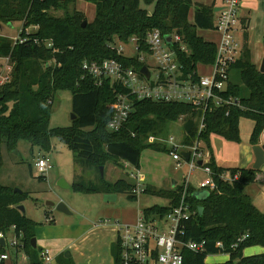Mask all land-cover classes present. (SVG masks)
Listing matches in <instances>:
<instances>
[{
  "label": "trees",
  "instance_id": "trees-1",
  "mask_svg": "<svg viewBox=\"0 0 264 264\" xmlns=\"http://www.w3.org/2000/svg\"><path fill=\"white\" fill-rule=\"evenodd\" d=\"M78 1L94 6L92 21H87L86 15L73 7ZM141 2L153 4L150 14L140 8ZM70 5L73 6L68 10ZM191 8L192 21L189 20ZM60 9H65L61 16L50 14L51 10ZM214 10V3L193 0H0V21L23 22L14 44L0 39V58L7 59L11 67L7 81L0 83V145L13 150L25 141L31 148L48 152L51 139L56 138L68 145L73 163L82 173H97L96 178L86 182L81 174L71 185L74 191L122 194L127 199H136L135 184L121 179L110 183L100 176L99 168L106 162L122 168L126 162L137 169L144 148L167 152L163 144L147 143L148 137L166 136L171 124L180 119L183 123L194 121L202 113L180 103L134 101L126 124L119 131L110 132L106 127L113 114L114 91L108 82L95 86L82 72L81 65L84 61L115 59L138 70L143 63L137 57L127 59L118 55L114 42L128 43L134 38L139 51L146 54L147 34L158 30L162 36L175 33L181 37L186 52L175 48L176 54L184 75H192L196 65L212 64L215 59V44L197 33L213 29ZM29 26L36 29L26 31ZM241 27L242 48L239 57L229 66L227 90L222 94L224 98L237 99L238 104L205 111L204 128L197 132L195 125L188 134L183 132L184 145L190 146L198 138L210 150V135L238 143L241 118L253 122L250 144L258 143L264 129V72L251 62L246 20H241ZM234 72L238 73V83L230 79ZM59 90L70 91L75 119L69 127L51 128L53 97ZM209 153L207 165L214 189L200 201L192 196L194 189L189 187L185 202L191 216L183 222L181 237L183 241L203 242V250L184 251L183 264H205L207 256L217 254L229 256L228 261L219 264H264V253L242 256L245 248H264V214L244 193L255 182L259 170L218 167ZM236 173L238 180L230 183L220 178L222 174ZM142 192L168 200L166 206L143 209L141 214L149 219L162 217L176 206L181 188L163 190L146 186ZM27 197L26 192L15 193L0 185V233L5 235L13 227V233L22 238L28 263L39 264L42 250L31 247L36 224L17 210ZM245 235L246 238L239 240ZM217 243L222 247H217ZM110 253L113 264H118V244L111 245ZM56 264L74 263L60 256Z\"/></svg>",
  "mask_w": 264,
  "mask_h": 264
},
{
  "label": "rangeland",
  "instance_id": "rangeland-1",
  "mask_svg": "<svg viewBox=\"0 0 264 264\" xmlns=\"http://www.w3.org/2000/svg\"><path fill=\"white\" fill-rule=\"evenodd\" d=\"M195 1L209 3L205 0H194V2ZM72 6L73 5H70L68 10H70ZM76 6L79 7L78 9L84 7L82 12L86 15L87 21L93 19V5L85 2H78L76 3ZM140 8L146 10L147 13L150 14L153 10V4L145 5L141 2ZM64 10L65 9L51 10L50 14L53 16H61L64 13ZM189 17L190 21H192L193 8H191ZM22 29L23 22H15L11 20L0 21V39H6L14 44ZM35 29V26H29L26 28V31H33ZM240 32L241 31L237 32V36H240ZM198 34L206 40L216 42V33L211 32L210 30H198ZM114 46L122 47L125 56L130 57L136 54L134 51L135 43L132 41L127 45H122L118 41H115ZM145 60L146 63L154 69L153 59L150 56H146ZM10 68L8 60L0 58V82L7 81ZM152 75H154V70L152 71ZM230 79L233 83H238V73H232ZM71 108L70 91H57L53 97L49 127L57 128L71 126ZM182 125V120L178 123L171 124L166 136L164 134V136H155V138L165 139L171 135L175 138L176 142H179L182 139L184 132ZM251 128L252 123L249 120L241 118L238 122V143L226 140L217 135H211L209 136L210 150L206 149L204 143L201 144V146L203 148L205 147L204 149L207 150L209 158L210 151L213 157L223 165H237L242 162L245 157V150L243 149L245 145L244 142L248 145L250 144ZM260 135L264 136L263 133ZM50 143L51 148L48 152H43L36 147L31 148V146L25 141L19 142L17 147L13 150H8L4 144L0 145V185L12 189L13 191L19 190L28 194V197L22 203V206L25 210V216L36 224L34 239L38 242L42 241L45 246L51 249L54 256L60 255L61 252L68 251L75 259V253L79 252L83 256L82 260L88 264L92 262L93 258L98 253V244L103 240L100 239V237L103 236L104 238L105 235H100L102 233L100 230H93L92 233L84 236L80 241H77L80 232L86 229L85 227L94 228L100 221L106 219L108 222L100 223L108 226L104 227V231L110 235L109 225L114 222V218H118V220L121 221L127 219L129 221H125V224H132L139 216V211L154 205L165 206L166 204V200L163 198L143 193L142 190L146 186L163 190L171 188L173 181H177L178 184H180L188 172L185 163H182L180 168H176V165L168 152L156 151L152 148H144L141 151L139 166L137 169H127L124 166L121 168L111 162H106L103 167V178L106 181L113 182L121 179L135 184V188L137 189L136 199L130 200L127 199L125 195L119 194L114 201L104 202L102 195L83 194L74 191L71 188L72 183L81 174L83 180L86 182L96 178L97 173L93 171L82 173L73 163L72 152L69 150L67 144L56 138L51 139ZM41 157L48 159V162L51 165V169L47 172L44 180H39V175L36 173L34 167L36 159ZM246 167L250 166L246 165ZM126 170H128V172ZM262 172H264V164ZM129 173H136L137 178L130 177ZM206 178L207 175L200 169H197L188 177V182L193 187H196ZM60 180L68 185L69 188L60 187L58 185ZM246 193L253 196L252 199L255 201L257 194H262L263 198L264 182L251 185L246 190ZM59 202L66 206L71 215H65L56 211L55 205ZM47 203H53L54 206H49ZM47 218L53 221L49 222ZM9 233L11 232L8 231L5 236H8ZM8 252L11 257H14L11 248H8ZM213 257H217L218 259L226 258L225 255H216L209 256L208 259ZM17 264H27L24 251H20L17 254ZM105 264L107 263L105 262Z\"/></svg>",
  "mask_w": 264,
  "mask_h": 264
},
{
  "label": "built area",
  "instance_id": "built-area-1",
  "mask_svg": "<svg viewBox=\"0 0 264 264\" xmlns=\"http://www.w3.org/2000/svg\"><path fill=\"white\" fill-rule=\"evenodd\" d=\"M239 5L240 0H223L221 8L215 13L211 30L219 34L218 43L215 44V59L212 64L196 65L192 75H184L176 54L175 48L179 51L185 50L181 37L173 33L169 35L170 44H167L164 39L166 35L162 36L158 30L147 34L145 43L148 53L146 54L139 51L134 38L128 41V43L130 41L135 43L134 56H125L122 47L114 46L116 53L124 58L137 57V61L143 63L141 67H146L149 73L148 78L139 73L141 67L136 70L135 67L128 66L119 60L84 61L81 70L91 78L93 84L100 87L108 82L114 91L113 114L106 129L110 132L119 131L133 111L134 101L180 103L193 107L202 113L193 121V126L197 125V132L204 128L203 113L205 111L237 105V99L224 98L222 94L227 90L229 66L239 57L242 48L241 39L237 36V32L241 31ZM47 47H51V44L48 43ZM146 56L153 59L154 69L146 63ZM153 70L154 75H152ZM203 70L205 72H202ZM147 143L164 144L176 168H180L182 163H185L188 172L179 184L181 192L178 204L164 216L146 219L140 214L133 224L116 223L115 243L119 246L118 264H183L184 251L197 253L203 250V242L183 241L181 237L183 222L191 216V209L185 202L189 187H192L194 192L203 190L208 192L214 189L211 170L207 165L209 154L205 147L201 146L203 142L198 138L190 146L184 145L181 140L176 142L171 135L165 139L150 136L147 138ZM182 152L188 153L187 160L182 157ZM198 161H201L200 166L197 165ZM123 166L131 168L126 162H123ZM34 167L39 176L45 177L51 169L45 157L37 158ZM197 169L206 174L207 178L193 187L188 182V177ZM134 174L129 173V176L136 179L137 174ZM238 177V173L220 176L229 183L238 180ZM133 192L137 194V189L135 188ZM10 232L12 237L9 240L0 233V239L4 241L3 246L0 245V264H7L10 261L8 248L14 252L23 250L21 236L13 233V227ZM246 237L245 235L239 240ZM216 246L222 247L220 243ZM232 247L234 248L235 245ZM39 258V264H56L54 257L47 250L42 251Z\"/></svg>",
  "mask_w": 264,
  "mask_h": 264
},
{
  "label": "crops",
  "instance_id": "crops-1",
  "mask_svg": "<svg viewBox=\"0 0 264 264\" xmlns=\"http://www.w3.org/2000/svg\"><path fill=\"white\" fill-rule=\"evenodd\" d=\"M205 1H208L209 3H206V2H202V3L208 4V5L214 3L215 9H218V10L221 8L222 3H223V0H205ZM78 2H81V1H78ZM78 2H76V3H78ZM195 2H198V1H195ZM76 3L74 4V7L77 8V10H80L81 9L80 11L82 12V10H83L84 7L78 9L79 7L76 6ZM89 10H90V7H89ZM238 14H239L240 23H241V20H246V26H247V29H246L247 42H248V47H249L250 54H251V62L257 68H259V66L261 64V60H262V58H264V46H263V34H264V0H240ZM89 21H92V20H89ZM211 32H214V31H211ZM214 33H216V32H214ZM242 34H243V31H242V27H241L240 36H238L239 39H241V43H242ZM216 37H217L216 38V42H213V41H210V40H207V41L216 44V43H218V40H219V34L218 33H216ZM202 38L205 39L204 37H202ZM202 72H205V71L203 70ZM250 122L252 123V128H251V131H250V134H251L254 124H253L252 121H250ZM262 133L264 134V132H262ZM244 144L245 145H244V148L243 149L245 150V154H244L245 157L243 158L242 162H240L237 165H223L222 163L218 162V160H216L213 157L216 165L218 167H222V168H240V169H243V168L244 169H249V168H251L252 169V166L251 165H253V163H254V157H253L252 150H251L252 145H250V144L248 145L245 142H244ZM262 144H264V136L263 135H260L257 145H262ZM246 165L247 166H250V167H246ZM131 168H133V167H131ZM262 168H263V165L259 168V172L256 173V180H255V182L252 183V184H250L249 186H247L245 188V190H244V193L251 199L252 204L262 214H264V210H263V208H264V195H263V198H262V194H257L256 195L257 198H256V201H255V200L252 199L253 196H251L250 194H247L246 193V190L251 185H255L257 183L264 182V175H263L264 172H262ZM126 171L128 172V170H126ZM115 181H117V180H115ZM115 181H113V182H115ZM113 182H110V183H113ZM176 186H179L178 182L177 181H173L171 188H167V189H164V190H171L172 188H174ZM99 195H102L103 196L105 194H99ZM117 196L118 195H115V197H116L115 199H117ZM167 204H168V200H166L165 206ZM139 212L141 214V211H139ZM137 218H136V220H137ZM48 221L52 222L53 220L48 219ZM120 221L121 220H118V218H114V222L109 225V228H110V231L109 232L111 233V234L109 233L110 235H108V233L104 231L105 230L104 227H108V226H105V225H102L101 224L103 222L104 223L108 222V220H106V219H104L103 221H100L101 223L99 222L97 224L98 226L96 225L94 228L93 227H85L86 229H84L82 232H80V235L77 238V241H80L84 236H87L90 233H92L93 230H100V231H102V233L100 235H105L104 238H103V236L100 237V239H103V240H101V243L98 244V246H99L97 248L98 249V253L93 258V260L91 258L92 262L89 263V264H105V262L107 264H113V258H112L111 253H110V248H111V245L115 243V235H116V231H117L116 223L125 224L126 223L125 221H129V220L126 219V220H123L121 222ZM6 237L7 238L8 237L11 238L12 237V232L9 233L8 236L6 235ZM105 237H106V240H105ZM35 248H40L42 251H45V250L49 251V253L54 257L55 263H56V260L60 256H63L64 257V253L65 252H68V251L61 252L60 255H57V256L55 255L54 256L52 254V252H51V249L49 247L45 246L42 241L41 242H38L36 239H35ZM20 251H23V250H20ZM20 251H16V252L13 251L14 257H11L10 256V261L7 264H17V254ZM262 253H264V248L259 247V246H253V247L245 248L242 251V256L243 257H248V256L259 255V254H262ZM69 254H70V257L69 258H66V259H71L74 264H88V263H85L82 260V257L83 256L81 255V253L76 252L75 253V259L72 257L73 255L71 253H69ZM217 255H225L226 258L218 259L217 257H213L211 259H208L209 256H216V255H209L204 260L205 264H219V263H224V262L228 261V259H229V256L227 254H217ZM26 260H27V257H26ZM27 264H29L28 263V260H27Z\"/></svg>",
  "mask_w": 264,
  "mask_h": 264
},
{
  "label": "water",
  "instance_id": "water-1",
  "mask_svg": "<svg viewBox=\"0 0 264 264\" xmlns=\"http://www.w3.org/2000/svg\"><path fill=\"white\" fill-rule=\"evenodd\" d=\"M218 9H215L214 12H217ZM85 24V22H83V25ZM164 39H165V42L167 44H170V36L169 35H166L164 36ZM259 71L260 72H264V58H262L261 60V64H260V67H259ZM140 74L144 75L146 78H148L149 76V73L146 69V67H141L140 71H139ZM71 119L72 121L75 119V116L74 114L71 115ZM193 127V121L192 120H187L186 122L183 123V131L185 134H188L191 129ZM252 150V154H253V157H254V163L252 165V169L253 170H259V168L263 165L264 163V144L262 145H254L252 146L251 148ZM182 157L187 160L188 159V153L187 152H182L181 153ZM197 165H201V161H198ZM99 171H100V176L103 177V167H100L99 168ZM58 185L60 187H66V188H69L68 185H66L62 180L59 181ZM15 193H20L21 191L19 190H14ZM193 197H195L197 200H204L207 196H208V192L207 191H197V192H194L192 194ZM115 195L114 194H105L103 195V200L105 202H111V201H114L115 200ZM47 205L49 206H54L53 203H47ZM55 209L57 212L59 213H62V214H65V215H71V213L69 212V210L66 208V206L59 202L55 205ZM17 210L22 214V215H25V210L23 208L22 205H19L17 207ZM201 212V208H199V213ZM4 244V241L3 239H0V245L3 246ZM31 247L32 248H35V239L32 238L31 239ZM64 257L65 258H69L70 257V254L69 252H65L64 253ZM236 264H240V263H236Z\"/></svg>",
  "mask_w": 264,
  "mask_h": 264
}]
</instances>
